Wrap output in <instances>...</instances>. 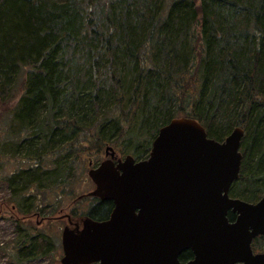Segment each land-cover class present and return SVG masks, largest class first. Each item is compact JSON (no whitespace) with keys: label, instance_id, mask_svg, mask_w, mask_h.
Returning <instances> with one entry per match:
<instances>
[{"label":"trees","instance_id":"trees-1","mask_svg":"<svg viewBox=\"0 0 264 264\" xmlns=\"http://www.w3.org/2000/svg\"><path fill=\"white\" fill-rule=\"evenodd\" d=\"M181 116L218 141L241 127L229 195L264 196V0H0V166L27 164L1 176L22 216L54 208L39 193L59 205L86 150L109 144L144 159ZM90 200L71 216L107 214L108 201ZM17 224L3 247L12 262L54 250L44 232Z\"/></svg>","mask_w":264,"mask_h":264},{"label":"water","instance_id":"water-1","mask_svg":"<svg viewBox=\"0 0 264 264\" xmlns=\"http://www.w3.org/2000/svg\"><path fill=\"white\" fill-rule=\"evenodd\" d=\"M242 136L237 126L218 141L181 116L159 128L144 159L115 162L107 146L109 158L87 173L95 185L88 195L113 202L110 217L68 220L60 263L264 264V251L251 249L252 239L264 236V196L248 202L228 194L239 174ZM185 250L193 259L181 263Z\"/></svg>","mask_w":264,"mask_h":264},{"label":"rangeland","instance_id":"rangeland-1","mask_svg":"<svg viewBox=\"0 0 264 264\" xmlns=\"http://www.w3.org/2000/svg\"><path fill=\"white\" fill-rule=\"evenodd\" d=\"M106 145L108 144H103L101 146L100 152H95V150H92L91 148L90 151L86 150L83 152L78 161V167L76 168L75 166L73 169L75 171L73 172L69 171L71 173L69 179L65 180V182H61V189L64 188V192L60 195L59 205L55 206L53 204L57 200V195H51V197L46 195V197H44V193H39V196L42 199L41 204L43 201L45 203L49 202L54 208L45 207V209H43V206L41 208L42 211L45 210V212L43 211V213L40 214L37 212V215H34V212L32 213L34 210H31V215L28 216H22L20 214V211L14 206V203H12V192L6 178L1 176L3 174L10 175L15 173L19 169L25 168L27 164L22 163L18 159H14L9 161L8 166L4 164L0 166V264H15L11 261L8 252L4 250L3 247H9V243L15 238L18 221L44 232L50 237L55 246L50 254H46V256L29 264H61L60 258L62 256V250L60 236L63 227L67 223L63 216L64 214L69 213L72 209H76L79 212L90 208L92 202L90 198L76 200V197L82 193L91 191L94 188V185L87 174L90 167L88 163L91 161L93 166L99 164L100 161L105 158L104 148ZM113 149L117 158L124 157L119 149ZM18 157L20 158V155ZM47 198L50 200H47ZM258 246H260V243Z\"/></svg>","mask_w":264,"mask_h":264},{"label":"flooded vegetation","instance_id":"flooded-vegetation-1","mask_svg":"<svg viewBox=\"0 0 264 264\" xmlns=\"http://www.w3.org/2000/svg\"><path fill=\"white\" fill-rule=\"evenodd\" d=\"M116 159H117V157H116ZM87 193V192H86ZM86 193H83L82 194V197L83 198H94V199H96L97 200V202H101V201H108L109 203H110V208L108 209V211H107V214L106 215H104V217H102V218H92L91 216H89L88 215V217L89 218H91V219H93V220H95V221H106V220H108L109 219V217H110V213H111V211H112V208H113V202L112 201H110V200H100L99 199V197H96V196H87L86 195ZM228 194H229V192H228ZM87 196V197H86ZM230 196V195H229ZM231 197V196H230ZM256 202V201H255ZM229 212L230 211H228V213H227V217H228V214H229ZM232 213V212H231ZM34 215H37L38 213H33ZM232 214H234V213H232ZM83 216H87V215H80L79 217H72L71 216V213L69 212V213H66V214H64V216L63 217H65V219H66V224H68V220H71L72 222H74V221H76L77 219H79L80 217H83ZM235 216H236V214H234V218L233 219H231V220H229V218H228V220L229 221H233L234 219H235ZM65 224V225H66ZM70 226H72V225H70ZM259 237H263L264 238V236H262V235H258V236H255L253 239H252V241H251V246H252V243L255 241V243L256 244H258L259 243V241H257L258 239H260ZM253 249V248H252ZM186 251H189L190 252V255H187V256H185L183 253H185ZM262 251H264V244L262 245V246H260L259 247V250H254L253 249V252L254 253H256V252H262ZM191 259H193V253H192V251L191 250H185V251H183L180 255H179V260H180V262L181 263H185V262H188V261H190ZM237 264H241V263H237Z\"/></svg>","mask_w":264,"mask_h":264}]
</instances>
